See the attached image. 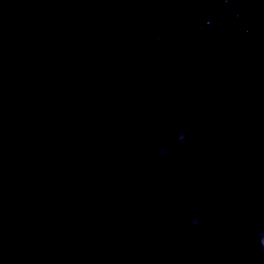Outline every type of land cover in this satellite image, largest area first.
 Masks as SVG:
<instances>
[{
    "label": "water",
    "instance_id": "1",
    "mask_svg": "<svg viewBox=\"0 0 264 264\" xmlns=\"http://www.w3.org/2000/svg\"><path fill=\"white\" fill-rule=\"evenodd\" d=\"M262 232L264 0H0V264H264Z\"/></svg>",
    "mask_w": 264,
    "mask_h": 264
},
{
    "label": "clouds",
    "instance_id": "2",
    "mask_svg": "<svg viewBox=\"0 0 264 264\" xmlns=\"http://www.w3.org/2000/svg\"><path fill=\"white\" fill-rule=\"evenodd\" d=\"M180 137H181L182 140L184 138H186L185 133L181 132L180 133ZM163 155L166 156V157L168 155H170V150L169 149L165 150L164 153H163ZM215 167H218V165H215ZM259 242H260V245H261L262 250H264V232H262V233L259 234Z\"/></svg>",
    "mask_w": 264,
    "mask_h": 264
}]
</instances>
